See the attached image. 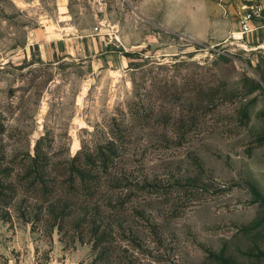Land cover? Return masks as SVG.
<instances>
[{"label": "rangeland", "instance_id": "1", "mask_svg": "<svg viewBox=\"0 0 264 264\" xmlns=\"http://www.w3.org/2000/svg\"><path fill=\"white\" fill-rule=\"evenodd\" d=\"M263 2L0 0V264H264V35L238 22ZM106 145L85 219L49 218L33 155L60 178Z\"/></svg>", "mask_w": 264, "mask_h": 264}, {"label": "trees", "instance_id": "2", "mask_svg": "<svg viewBox=\"0 0 264 264\" xmlns=\"http://www.w3.org/2000/svg\"><path fill=\"white\" fill-rule=\"evenodd\" d=\"M114 147L106 145L100 149L97 155V162L88 152L80 151L74 154L66 163L63 168L65 169V175L58 178L53 176L49 178L46 173V163L42 160V157L38 153L34 154L32 162L25 168L23 179L27 182V186L32 185L36 188L42 199L48 203L46 204L48 217L53 220L61 221L65 216L71 214L82 213L78 215V220L87 215L86 212H82L85 206H88L87 202L95 196L98 191L99 176L93 175L91 172L92 166H98L102 169V172L107 171V167L114 160ZM65 184L63 194L50 200L51 194L55 191L54 188L59 187V184ZM2 186L0 185V191ZM124 199H120L118 203L111 204L110 208L112 213H117L119 209L123 207ZM122 211V210H120ZM85 219V218H83ZM103 220V219H102ZM96 220L91 225L93 234L97 235L96 244L106 242L110 238L111 232L97 229L99 224H95Z\"/></svg>", "mask_w": 264, "mask_h": 264}, {"label": "built area", "instance_id": "3", "mask_svg": "<svg viewBox=\"0 0 264 264\" xmlns=\"http://www.w3.org/2000/svg\"><path fill=\"white\" fill-rule=\"evenodd\" d=\"M240 32L264 31V6L254 3H243L238 9ZM255 31V32H256Z\"/></svg>", "mask_w": 264, "mask_h": 264}, {"label": "crops", "instance_id": "4", "mask_svg": "<svg viewBox=\"0 0 264 264\" xmlns=\"http://www.w3.org/2000/svg\"><path fill=\"white\" fill-rule=\"evenodd\" d=\"M259 5H261V6H264V2H263V3H261V4H259ZM255 33H256V32H255ZM259 33H260V32H259ZM262 34L264 35V31H262ZM260 36H261V35H256V37H255V38H256V39H257V38L259 39V37H260ZM258 39H257V40H258Z\"/></svg>", "mask_w": 264, "mask_h": 264}, {"label": "bare ground", "instance_id": "5", "mask_svg": "<svg viewBox=\"0 0 264 264\" xmlns=\"http://www.w3.org/2000/svg\"><path fill=\"white\" fill-rule=\"evenodd\" d=\"M242 34V33H241Z\"/></svg>", "mask_w": 264, "mask_h": 264}]
</instances>
